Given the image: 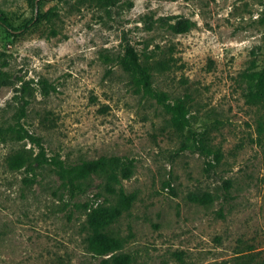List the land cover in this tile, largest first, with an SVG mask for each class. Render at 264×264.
<instances>
[{
    "label": "rangeland",
    "instance_id": "374dc122",
    "mask_svg": "<svg viewBox=\"0 0 264 264\" xmlns=\"http://www.w3.org/2000/svg\"><path fill=\"white\" fill-rule=\"evenodd\" d=\"M0 21V126L19 120L47 157L130 166L116 186L132 203L107 228L123 238L115 253L264 263V0H0ZM126 42L168 63L153 85L187 96L188 129L136 88L118 61ZM38 151L27 138L0 143V264H103L84 242L86 204L113 195L95 175L71 194L47 164L11 166Z\"/></svg>",
    "mask_w": 264,
    "mask_h": 264
},
{
    "label": "trees",
    "instance_id": "16d2710c",
    "mask_svg": "<svg viewBox=\"0 0 264 264\" xmlns=\"http://www.w3.org/2000/svg\"><path fill=\"white\" fill-rule=\"evenodd\" d=\"M190 25L191 23L185 20L177 25H171V27L175 32H184L188 30ZM118 61L122 68L129 73L136 88L162 105L169 114L173 128L180 132L189 128L191 119L187 96L170 100L164 91L156 89L153 85L154 68L164 69L169 66L167 62L161 59L154 63L142 60L136 48L128 42L125 43L123 53L119 56ZM21 112L23 113V111ZM24 138L36 144L39 151L35 156L21 153L11 157L10 164L12 167H21L25 162L31 163L32 161L38 165L47 164L71 194L84 190L90 177L95 175L101 178L104 188L113 195V202L106 204L104 201L94 199L90 204H86L84 242L89 251L103 256V264H128L131 259L128 253H115L122 246L123 238L108 233L107 228L132 203L133 195L126 193L121 186H116L120 184L122 178L130 176V166L122 162L117 156L102 155L95 159H83L75 163H67L56 155L47 157L41 138L30 133L19 120L14 124L0 126V143L7 139L20 140ZM191 140L193 148L201 154L206 157L211 154L212 149L206 136L201 133H193ZM206 163L210 165L209 160Z\"/></svg>",
    "mask_w": 264,
    "mask_h": 264
}]
</instances>
